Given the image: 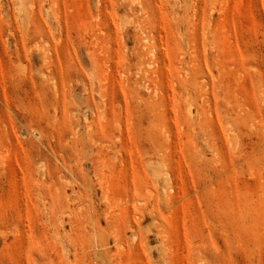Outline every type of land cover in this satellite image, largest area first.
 <instances>
[{"label":"rangeland","instance_id":"obj_1","mask_svg":"<svg viewBox=\"0 0 264 264\" xmlns=\"http://www.w3.org/2000/svg\"><path fill=\"white\" fill-rule=\"evenodd\" d=\"M0 264H264V0H0Z\"/></svg>","mask_w":264,"mask_h":264}]
</instances>
